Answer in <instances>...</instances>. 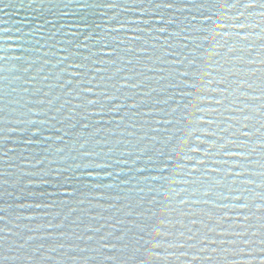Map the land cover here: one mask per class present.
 Segmentation results:
<instances>
[{
    "label": "water",
    "instance_id": "1",
    "mask_svg": "<svg viewBox=\"0 0 264 264\" xmlns=\"http://www.w3.org/2000/svg\"><path fill=\"white\" fill-rule=\"evenodd\" d=\"M0 264H264V0H0Z\"/></svg>",
    "mask_w": 264,
    "mask_h": 264
}]
</instances>
